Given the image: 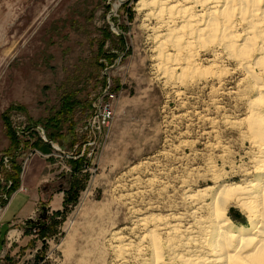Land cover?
I'll return each instance as SVG.
<instances>
[{
  "label": "rangeland",
  "instance_id": "1",
  "mask_svg": "<svg viewBox=\"0 0 264 264\" xmlns=\"http://www.w3.org/2000/svg\"><path fill=\"white\" fill-rule=\"evenodd\" d=\"M137 2L0 0V175L11 181L12 162L20 167L10 202L38 156L47 161L40 186L51 197L62 192L49 204L44 230L20 224L35 236L27 264H151V229L163 247L162 264H184L166 250L176 239L156 226L165 221L201 233L210 224L214 190L257 177L247 126L257 93L252 79L232 53L215 48L217 39L197 41L195 69L186 67L173 47L183 45L188 31L180 19L161 47L169 56L160 59L163 37L154 38V31L161 18L155 7L138 13ZM188 2L167 3L177 5L175 12L192 7ZM176 63L182 67L173 70ZM107 85L115 94L112 118L97 130L94 106ZM32 126L60 152L38 143L35 131L19 134ZM30 150L43 156H32L22 171ZM4 156L14 160L3 170ZM48 203L43 198L35 207ZM227 214L249 227L240 208L231 205ZM13 227L4 242L15 241Z\"/></svg>",
  "mask_w": 264,
  "mask_h": 264
},
{
  "label": "bare ground",
  "instance_id": "2",
  "mask_svg": "<svg viewBox=\"0 0 264 264\" xmlns=\"http://www.w3.org/2000/svg\"><path fill=\"white\" fill-rule=\"evenodd\" d=\"M168 1L138 0L135 8L138 13H148L149 8L155 7L157 17L161 18L159 19L161 23L155 28L157 31H154V38L163 37L162 41L157 42L159 43L157 56L160 59L163 56L166 58L169 56L165 55L161 47L164 45V38L172 36L171 32L175 30L172 26L180 19L183 26L187 27L186 31L188 29L186 40L183 39V45L173 47L176 48L177 54L185 57L186 67L195 69L197 63L195 64L193 57L196 55L193 54L196 50L194 48L191 51L192 46L206 37L210 43L217 39L215 48L218 44L226 51L224 53H232L237 65L252 79L257 93L250 103L247 126L248 133H251L249 134L251 145L256 149L252 165L257 177L254 181H249L248 177L251 175H247L242 182L223 184L214 190V195L211 194L213 198L210 204L211 212H209L211 220L209 219L210 224L207 227L209 230L193 233L191 228L186 227L180 230L181 227L179 228L178 224L169 225L165 221L156 227L163 231L167 230L166 235L170 236H168L169 241L176 239L175 243L166 244L168 248L166 250L176 255V258L184 264H264V0H184L191 1L192 7L182 6L175 12L170 11L177 5L168 4ZM193 6L199 10L191 11ZM168 9L170 13L167 17L161 14ZM192 52L195 53L192 54ZM181 67V63L177 64L173 70ZM109 121L103 127L96 125V129L107 127L110 124ZM206 191L207 189H204L200 196H207ZM231 205L240 208L248 215L249 227L234 224L229 220L227 212ZM148 235L153 254L152 263L162 264L164 262L161 257L163 247L159 246V238L157 239L152 229Z\"/></svg>",
  "mask_w": 264,
  "mask_h": 264
},
{
  "label": "crops",
  "instance_id": "3",
  "mask_svg": "<svg viewBox=\"0 0 264 264\" xmlns=\"http://www.w3.org/2000/svg\"><path fill=\"white\" fill-rule=\"evenodd\" d=\"M46 163L47 161L38 156H34L31 159L21 182L22 189L12 195L10 202L6 204L3 209L4 211L2 210L0 214V264H27L25 261H27L31 256L30 253L33 251V249L30 250L31 245L29 241L33 238L32 241L34 242L35 236L32 237L30 232H23L20 224L32 218L37 211L35 206L39 201L43 202V198L46 202H49L46 205L48 209L49 204L53 202L51 200L55 196L62 194L60 191H55L51 197L49 189L47 198L44 197L46 192L41 190L44 184L40 186V178H42L40 175H42L41 172ZM39 167L40 172H38ZM39 189L43 195L40 194ZM54 203L56 207H61V201L58 197ZM58 209L56 208L54 211ZM10 227H13L16 239L14 242L6 243L4 242V232Z\"/></svg>",
  "mask_w": 264,
  "mask_h": 264
},
{
  "label": "built area",
  "instance_id": "4",
  "mask_svg": "<svg viewBox=\"0 0 264 264\" xmlns=\"http://www.w3.org/2000/svg\"><path fill=\"white\" fill-rule=\"evenodd\" d=\"M102 94H100L98 100H97V105L94 107L96 108L95 114L93 116L92 123L99 125L101 127L105 126L109 120L112 118V104L114 102V93L108 91V85L103 88ZM35 131L38 134V139H40L44 143H48L51 145L53 150H56L57 152H60L59 148L56 147L52 141L46 139V135L43 131V129L39 126H32L28 127L27 129H22L19 134H22V136H29ZM31 133V134H30ZM19 136V135H18ZM34 155H39L43 156L41 153H39L37 150H30L28 154L26 155L25 159L23 160V169H25L26 163L31 159L32 156ZM66 156L67 158H73L76 159L75 156ZM12 161V157L10 156H4L3 159L1 160V168L4 170V167L6 169L10 168V164ZM0 185H3V187L0 188V198L3 200V204L0 205V213L4 209V206L9 202V190L12 185V182L7 180V179H2L0 175Z\"/></svg>",
  "mask_w": 264,
  "mask_h": 264
},
{
  "label": "water",
  "instance_id": "5",
  "mask_svg": "<svg viewBox=\"0 0 264 264\" xmlns=\"http://www.w3.org/2000/svg\"><path fill=\"white\" fill-rule=\"evenodd\" d=\"M41 190L46 192L44 197L47 198V196H48L47 193L49 191V188H47L46 185H43L41 187ZM41 209L43 210V212L45 210V212L43 213L42 210H37L34 214L35 215L34 218H29L23 222V225L25 228H28L30 230H42L45 228L46 221L49 217L48 216V209L46 208V206L42 207Z\"/></svg>",
  "mask_w": 264,
  "mask_h": 264
},
{
  "label": "trees",
  "instance_id": "6",
  "mask_svg": "<svg viewBox=\"0 0 264 264\" xmlns=\"http://www.w3.org/2000/svg\"><path fill=\"white\" fill-rule=\"evenodd\" d=\"M11 133V135H12V137H13V139H14V141L15 142H17V143H20V141L18 140V138L16 137V132L14 131V132H10ZM37 141H38V143H44V142H42L40 139H37ZM14 157H12V159H13ZM14 160V159H13ZM12 164H13V171H12V173L11 174H9L8 175V178H10L11 179V182H12V185H11V187H10V190H15V188H16V182H17V176H18V173L20 172V167L17 165V163L16 162H12ZM74 170H76L77 169V165H75L74 166V168H73ZM10 190H9V194H10ZM42 207H45V206H42ZM41 207V208H42ZM42 210V209H41ZM42 212H43V210H42ZM44 212H45V210H44ZM43 212V213H44ZM46 227V226H45ZM42 230H44V229H42Z\"/></svg>",
  "mask_w": 264,
  "mask_h": 264
}]
</instances>
